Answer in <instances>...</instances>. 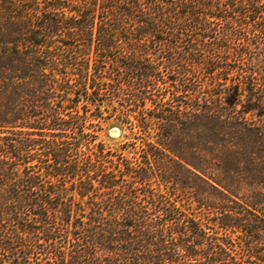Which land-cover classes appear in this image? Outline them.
Masks as SVG:
<instances>
[{"label": "trees", "instance_id": "obj_1", "mask_svg": "<svg viewBox=\"0 0 264 264\" xmlns=\"http://www.w3.org/2000/svg\"><path fill=\"white\" fill-rule=\"evenodd\" d=\"M0 264H264V0H0Z\"/></svg>", "mask_w": 264, "mask_h": 264}, {"label": "rangeland", "instance_id": "obj_2", "mask_svg": "<svg viewBox=\"0 0 264 264\" xmlns=\"http://www.w3.org/2000/svg\"><path fill=\"white\" fill-rule=\"evenodd\" d=\"M80 105L82 107L84 103H81ZM148 106H150V103L148 104ZM113 107L119 108V104L114 103L110 107V109H106V107H103L102 117L105 119H102L100 122L93 120L87 124H92V123L97 125L99 124V127L94 129L96 130L95 135H97L98 137L97 142L105 144L107 149H112L113 152H116L117 154L123 153L124 156L132 160L140 158L142 140L139 138L140 128L137 126L138 121L135 119V116L137 114L132 113L133 116L131 115L130 120L135 123L133 125L134 129H131L127 125H121L120 123H118L115 119L116 117H112V118L109 117L111 114L107 111L111 112V110H113ZM60 135H64V134H60ZM63 140L66 139L63 138ZM67 141H69V138L67 139Z\"/></svg>", "mask_w": 264, "mask_h": 264}]
</instances>
